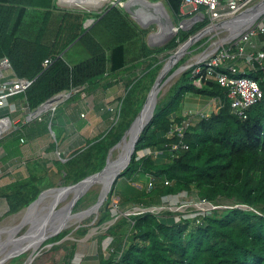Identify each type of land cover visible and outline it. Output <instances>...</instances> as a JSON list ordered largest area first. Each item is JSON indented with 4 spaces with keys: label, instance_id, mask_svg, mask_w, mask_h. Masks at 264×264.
I'll return each mask as SVG.
<instances>
[{
    "label": "trees",
    "instance_id": "trees-1",
    "mask_svg": "<svg viewBox=\"0 0 264 264\" xmlns=\"http://www.w3.org/2000/svg\"><path fill=\"white\" fill-rule=\"evenodd\" d=\"M51 4L52 0H0V59L8 58L18 77L34 80L23 94L31 110L63 92L77 89L79 92L71 97L77 99L82 91L97 86L108 72L118 73L129 63H134L128 60L130 49L125 41L130 38V32L133 39L138 34L119 7H112L97 16L99 20L94 29L99 24L102 26L95 35L94 29L84 26L87 15L66 12L50 44L44 43L45 32L51 34L53 29L48 31L45 26L35 40L21 36L28 8L49 7ZM167 4L178 19L184 17L182 0H169ZM205 24L207 22L200 23L191 31H180L168 47L178 46ZM108 29L117 42L110 48L97 37L100 31L107 32ZM137 42H132L136 45L134 54L139 49ZM76 45H83L89 57L71 62L66 55ZM257 49H264V45ZM149 52V47L142 43V55L136 54L137 68L144 67ZM48 58H52L53 63L45 68L43 63ZM153 66L150 62L141 75L131 81L121 109L124 120L114 124L101 138L85 145L89 146V152L85 154L87 159L67 161L74 165L87 160V166L91 164L88 171L71 176L68 184H75L106 166L111 149L143 108L147 98L144 80L152 75ZM255 66V69L245 68L242 74L258 80L264 93V69L258 62ZM195 68L196 65L182 73L169 93L158 102L132 162L113 186L112 195L118 196L124 206L132 203L149 209L164 205L167 196L193 191L200 199L214 204H220V200L231 204L204 216L180 221L175 216H165L163 211L150 210L130 218L131 222L129 217L124 218L111 228L114 242L109 257L101 259L98 264H264V94L262 100L250 109L247 119L239 118L231 111L228 91L217 81L204 79L202 87L195 84ZM107 84L110 86L111 81L108 80ZM187 92L219 99L221 107L217 113L193 121L184 137H169L172 124L175 121L181 124L185 119L179 111ZM62 110L59 106L53 117L48 114L42 119L21 123L13 133L0 138V148H4L7 154H16L22 151V146L33 143L50 130L56 134L51 148L58 146L57 123ZM129 111L134 112V116L127 121ZM8 112L6 108L0 114ZM181 140L189 145L188 149H176ZM146 149L159 154L139 157V152ZM59 163L63 169L64 163ZM150 178L153 179L151 188ZM167 181L170 184H166ZM19 182L10 186L11 191L6 194L11 213L28 207L43 193L41 181L35 177ZM52 183L49 185L53 186ZM111 210L109 207L102 213L99 224L111 218ZM126 226L128 229L122 230Z\"/></svg>",
    "mask_w": 264,
    "mask_h": 264
},
{
    "label": "rangeland",
    "instance_id": "rangeland-1",
    "mask_svg": "<svg viewBox=\"0 0 264 264\" xmlns=\"http://www.w3.org/2000/svg\"><path fill=\"white\" fill-rule=\"evenodd\" d=\"M261 1L262 0L256 1L251 5L250 8L255 7ZM119 9L122 10L123 15L126 16V18L130 21L132 27H134L136 33L138 34L133 39L132 33L130 32V38L127 41H125V43H127L130 49L128 60L135 62L137 59L136 54L142 55L140 54L142 43L147 45L150 50L149 52L150 61L149 59L148 60L146 59L147 64L145 63L144 67L140 71L142 72L143 69L150 64V62L154 64V66L151 68V70H153L152 75L145 77L146 79L144 80V85H143L146 86L145 88L146 90L144 91V93H146L148 97L159 75H161L163 68L166 66L167 62L172 59L174 53L177 52L180 47L186 45V42L189 41V39H191L198 33L204 31V29H206L208 27L207 25H210V23L209 21H206L207 22V24H205L206 26H203L200 29H198L196 32L192 33L186 41L180 42L178 46L171 48L168 47V45L171 43L173 39L179 36V33H173L165 41H160L159 39H153L152 38L153 34L159 33L162 30L161 23L156 21H151V18H149L148 21L143 22L137 18L136 14L131 13L127 9V7H119ZM101 10H94L92 12H88L87 10H83L82 8L75 7L71 4H62L59 2V0H52V4L49 7L31 6L28 8V12L25 17L23 26L21 28L20 35L26 38H33L37 35V33H39V30L43 26H45L47 27L48 31L50 30V28L53 29V32L51 34L50 32L49 33L45 32V37H47V39H50L52 41L57 31V27L61 22L62 15L64 13L77 12L87 15L86 16L87 18L84 22V26H85L88 19L91 18L98 19L97 16L100 15L99 13ZM169 14H170V19L174 23V25L179 24L181 20L177 18L176 14L171 10ZM262 22H264V15L260 16L248 31L252 29H256L258 25ZM218 24L219 23L215 24L214 27L209 28L208 30H213V28L214 30L200 37L188 48V51L183 56L182 60H180L175 65L176 67L174 68V71L172 73H174L179 67L183 66L184 64L198 62L200 58H202L203 53H206L213 48L214 46L213 44L218 42H221L219 44L221 46L227 44H235L243 35L241 34L239 37L235 38L232 41L222 42L225 36L227 37V35L229 34L230 29L226 28L225 26L219 27ZM101 26L99 28H101ZM94 27H96V25H93L91 28H89V30L94 29ZM98 27L93 30L94 35L97 33ZM101 33H103L102 36H100ZM105 33L107 35H105ZM99 34L100 35L97 36L98 41L103 43L104 46L110 48L112 45H115L117 43L115 40L116 38L115 36H113L111 30L108 29L107 32L105 30H102L99 32ZM136 41H138L137 45H139V49L137 48L136 54H134L133 53L134 47L136 45L132 44V42H136ZM254 43L257 48L264 45V34L256 35L254 37ZM68 50L69 49H67L66 52ZM85 50L86 49L83 45H76L72 49H70V51L66 55V59L71 62H79L81 60H85L86 58L89 57V54L86 53ZM178 78L179 76L177 77V79H175L176 81L175 80L174 81L177 82ZM169 88L170 87H168L163 93L164 97L169 93L170 91ZM128 113L129 115L126 116L127 121L134 116V112L129 111ZM123 117H124L123 113L120 117H115L114 120L115 124L121 122L122 119L124 120ZM50 139H51V141L49 142L50 145L48 146L44 145L43 147L44 149L46 148L48 149L47 153L48 151L51 153L44 154L43 156L34 155V157L30 159L29 162L30 177L31 178L35 177L36 179H38V181H41L43 192L49 188H57V187H65V186L73 185V184H68V180L70 179V177L78 173L88 171L91 165L88 164L87 166V160H84L83 162L74 165L67 163L68 159H73L75 161L78 159H82V157L87 159L85 154L89 152V149H87L89 146H84L80 150H75L72 151L71 153L64 154L61 148L57 150V146L51 148L52 141L54 142L56 140L53 134L50 135ZM58 151L59 153H57ZM120 151L121 149H117L114 151L113 157H115V159H117ZM141 153L142 152H140V154ZM51 154L53 155V158H51L50 156ZM62 158L66 159V161L63 162L65 165L63 166V169L60 168L61 166L59 163L61 162L60 159L62 160ZM15 171L16 169H14V172ZM11 177L12 176H8L5 179H3V181H10L12 179ZM49 183H52L54 185L50 186ZM10 185L13 186L14 184L12 183ZM10 185H8L3 190L11 191V189L9 188ZM102 188L103 185L101 184L99 185L94 184L93 186H91L90 189L86 191V193H84L76 202L75 206L72 209V215H79L93 208L94 205L100 199ZM179 196L180 197L174 199V201L177 200V202H171L169 204H165L164 206L166 207L164 206L156 207L157 209L155 208L153 209L155 210L154 212L161 213L163 211L164 212L163 214L165 216H171V215L175 216L178 221H180V217L182 216H186V218L194 217V214L197 213V208L201 206V205L197 206L198 195L196 191H193V193L183 192ZM68 201L69 200H66L62 202L60 205L50 209L46 213L44 219H48L59 214L62 210L66 208ZM171 201H173V199ZM219 203L220 204H216L217 208L215 207L214 209H223L229 207L231 204L230 201L227 200H220ZM236 206L244 207L243 205L240 204H237ZM109 207L112 209L111 218H109L107 222L103 224H99L98 221L102 213L106 212V210ZM136 207L139 206L133 205L132 203L124 206L122 203H120V198H117L112 195V189H111L109 195L107 196L104 204L102 205L98 213L85 218L84 220H82V222H71L65 228L66 230L64 229L62 232L49 237V239L47 238V240L38 248L16 255L15 257H11L2 264H84L86 258L87 259L89 258L90 260H95L96 258H98L96 259L98 261L99 259L100 260L105 259L109 257V254L107 253V255H104L102 253V249L112 247L111 246L113 245L112 242H114L113 241L114 236H112L113 234L110 233L111 228L115 224L122 222L124 218L129 217L128 220L129 222H131L130 218L140 214L139 210H136ZM26 212H27L26 208L18 213L9 212V207L7 211L0 209V230L4 231L0 233V243L8 240V238H10L12 234L14 237H16V239L23 238L27 235L30 225L19 224L21 223L22 218ZM4 228L6 229L3 230ZM127 229L128 226L124 227L122 230H127ZM115 234L116 233H114V235Z\"/></svg>",
    "mask_w": 264,
    "mask_h": 264
},
{
    "label": "built area",
    "instance_id": "built-area-1",
    "mask_svg": "<svg viewBox=\"0 0 264 264\" xmlns=\"http://www.w3.org/2000/svg\"><path fill=\"white\" fill-rule=\"evenodd\" d=\"M71 1L72 0H59L62 4H71ZM129 1L132 0H88L91 7L88 6L82 9L87 10L88 12L102 9L99 14L103 15L112 7H126ZM138 1L150 5H160L161 8L163 10H167L168 15H170V10L167 6L169 0ZM256 1L258 0H182L181 13L184 17L181 19L179 24L173 25V30L175 33L188 31L192 30L200 23L209 21L210 25H207L208 27L204 29L205 31L214 27L217 23H222L240 16L244 12L248 11L251 5ZM98 20L99 19L95 18L88 19L85 26L89 29L95 25ZM250 28L242 33L243 35L235 44L219 45L216 48H212L207 52V55H205L202 60L194 63L196 65L194 77H197L195 84L202 87L204 79L217 81L228 91L232 113L242 119L248 118L250 109L262 100L264 94L258 80L242 74L245 72V68L255 69L256 62H258L262 69H264V49H257L254 44V37L258 34H264V22L260 23L256 29L248 31ZM248 46L253 49H248ZM52 63L53 59L48 58L44 61L43 65L45 68H48ZM33 83L34 80L32 79L18 77L13 71L11 62L8 58L1 59L0 112L2 109L12 106L10 104V98L20 94H25ZM75 92L77 91L72 90L69 93L66 92V96L64 98L59 99L52 104H47L46 102L42 103L39 106L40 110H37L39 107L35 110L30 109L29 112L22 118V124L32 122L36 119H42L44 115L47 114H51L53 117L59 104L71 97ZM214 100L218 102L219 110L221 102L216 98H214ZM15 112L16 108L10 107L8 113L0 114L1 139L10 135L18 128V121L14 116ZM183 117H185V119L181 124L176 121L172 124V128L168 135L169 137H184L186 130L193 121H197L200 117L209 116L189 111ZM22 141L24 142V140ZM179 148L188 149L189 145L181 140L179 144L176 145V149ZM157 153L158 151L146 149L143 150L141 154L139 153V157L147 154L157 155ZM175 155L177 154H174V156ZM149 181V187L151 188L153 187V179L150 178ZM166 184H170V182L167 181ZM180 194L165 197L164 205L171 202H177V200L174 201V199L180 197ZM172 199L173 201H171ZM197 201V206H201L197 208V213L194 214V217L189 218L195 219L198 216H204L216 207V204L205 199H200L199 197ZM136 210L141 211V208L136 207ZM182 218L186 219V216L180 217V220Z\"/></svg>",
    "mask_w": 264,
    "mask_h": 264
},
{
    "label": "crops",
    "instance_id": "crops-1",
    "mask_svg": "<svg viewBox=\"0 0 264 264\" xmlns=\"http://www.w3.org/2000/svg\"><path fill=\"white\" fill-rule=\"evenodd\" d=\"M71 2L74 3L73 0ZM77 3H83V1H77ZM31 39L35 40L34 37ZM51 42L52 41L47 39V37L44 39V43L46 44H50ZM142 61H144V59H142ZM137 65L138 62L136 61L134 63H129L118 73L111 74L108 72L105 77L99 81L97 86L92 87L88 91H82L77 99L74 98L72 100L69 98L59 104L61 109H63V114L57 123L60 133L59 140L57 139V150L61 148L64 154L79 150L89 141L101 138V136L113 127L115 124V117H120L121 115V109L124 99L130 89L129 85L131 81H133L136 76L141 75L140 71L143 67L137 68ZM108 80L111 81L110 86L107 84ZM10 104L12 105L10 107L16 108L14 116L18 121L17 125H20L22 123V118L30 110L27 99L23 94H20L15 96L14 99L10 101ZM10 107L8 109H10ZM189 111L209 116L219 111L218 102L215 101L214 98H210L203 94L187 92L179 112L181 116H184ZM50 135H52L51 130L49 133L40 136L33 143L31 142L22 146V151L16 154L14 153L13 155H10V153L7 154L4 148H0V209L7 211L9 207L6 197L8 191H4L3 189L12 183L16 184L30 177V159H32L34 155L43 156L44 154L51 153L49 151L47 153L48 149H44L43 147L44 145H50ZM57 153H59V151ZM158 154L159 152L157 155ZM6 155L9 157H5ZM50 156L53 158L52 154ZM60 161L64 162V160L61 159ZM14 169H16L15 172ZM8 176H12V179L10 181H3V179ZM136 185L140 186V184ZM115 197L119 198L118 196ZM110 249L111 248H103L102 253L107 255ZM96 259L90 260L86 258L85 263H83L98 264L100 259L99 261Z\"/></svg>",
    "mask_w": 264,
    "mask_h": 264
},
{
    "label": "bare ground",
    "instance_id": "bare-ground-1",
    "mask_svg": "<svg viewBox=\"0 0 264 264\" xmlns=\"http://www.w3.org/2000/svg\"><path fill=\"white\" fill-rule=\"evenodd\" d=\"M73 1L74 3H72L71 5L75 7H79V8H85L88 6L91 7L90 3H88V0H73ZM77 1H83V4L77 3ZM147 11L148 10L146 8L141 7L138 12H140L142 16L137 15V18L143 22L148 21L149 18L151 17L150 15H148L149 12ZM262 15H264V3H260V5H258V7H256L255 9L248 10L247 14H245L241 19H239V21H236L235 23L228 25V27L226 28H229L230 32L227 35V37L225 36L222 42L224 41L229 42L239 37L242 33L245 32V28L247 26H250V24L253 25L255 23V20H257V18H259ZM161 27H162V30L159 33L153 34L152 38L159 39L160 41H165L174 33V31L170 27H165L163 25H161ZM210 31L211 30H208V29L205 30L203 33H201L200 37L206 35ZM192 43L193 42L189 44L186 43V45L180 47L178 51L174 53V56L172 57V59L167 62L165 69L161 73V76L156 86L153 89L152 95L149 100V105L147 107V111L144 115L143 122H145L151 115L154 102L156 100L160 101L164 97L163 93L165 92V90L168 87L171 88V86H173L174 82L176 81L175 79H177V77L180 76L181 73L179 72L181 68H184L185 66L188 65V64H184L183 66L179 67L174 73H172L174 71V68L176 67L175 65L180 60H182L183 56L186 54V52L188 51V48L191 46ZM220 43L221 42L213 44L214 45L213 48H216L217 45H219ZM205 55H207V52L202 54V58H200V60H202ZM135 135H136V131L132 133L133 139ZM130 138H131L130 136L127 137L122 147L125 148V145L129 146V144L131 143V141H129ZM113 156L114 154L111 156L110 165L115 164L116 162L115 161L116 159ZM94 181H95L94 184L103 185L100 199L104 198L109 189L108 175L102 174L98 178H96ZM86 185L87 184L81 185L80 187H75L72 190L71 188L55 189L52 192L47 193L45 197L43 198V200L40 202V204H38L36 207L31 209L29 212L25 213V215L22 218L21 223H19L21 225H30L27 235L23 238L16 239V237H14L12 234V236H10L8 240L0 243V260L2 258H7V257L10 258L13 256L15 257L16 255L22 254L24 252H28L32 249H36L40 245H42L47 240V238L49 239V237L57 234V232L58 233L62 232L71 222H82V220H84L85 218L93 214H96L97 208L94 206L93 208L87 210L84 213H81L79 215H72V209H70L71 207L70 204L72 203L73 198L75 197V194L77 192H80ZM66 200H69V201L64 210H62L56 216H53L48 219H44L46 213L50 209H52L55 206L60 205L62 202ZM5 229L6 228H4L3 230ZM56 230H59V231L55 232ZM2 232L4 231L0 230V233Z\"/></svg>",
    "mask_w": 264,
    "mask_h": 264
},
{
    "label": "water",
    "instance_id": "water-1",
    "mask_svg": "<svg viewBox=\"0 0 264 264\" xmlns=\"http://www.w3.org/2000/svg\"><path fill=\"white\" fill-rule=\"evenodd\" d=\"M260 3H264V0H262ZM260 3L258 5H260ZM258 5H256L253 8H250V9H255L256 7H258ZM126 7L131 13H134L136 15H139L140 14V12H138L139 9L141 7H144V8H146L148 10L147 12H149L148 15H150L151 21L159 22L163 26L170 27V28L173 29L174 23L171 21L170 15H168L167 10H165V9L163 10L160 5H150V4H145V3L139 2L138 0H132V1H129L127 3ZM247 12L248 11L244 12L243 14H241L240 16H238L236 18H233V19H230L228 21H224L222 23H219L218 26L219 27H223V26L228 27V25H231L232 23H235L236 21H239V19H241L245 14H247ZM251 26L252 25L250 24V26H247L245 28V30H247ZM203 32L204 31H202L201 33H203ZM174 33H175V31H174ZM201 33H198L197 35H195L194 37L189 39V41H187L186 43H188V44L191 43V42L194 43L195 41H197L200 38ZM194 65H195L194 63L188 64L184 68H181L179 73H181V74L184 73L185 71H187L188 69H190ZM164 69H165V67L163 68V70ZM160 76L161 75H159L155 85L153 86L152 90L150 91V93H149V95H148V97H147V99H146V101H145V103L143 105V108L141 109V111L139 112V114L137 115L135 120L132 122V124L130 125V127L128 128V130L124 134V136L122 137V139L111 149V151L109 153V156H108V160H107L106 166L101 171H99L97 173H94L92 175H89L88 177L82 179L81 181H79L76 184L65 186V187L49 188V189L45 190L34 202H32L28 207H26L27 212H29L31 209H33L38 204H40V202L45 197L46 193L51 191V190L61 189V188H71V190H72L75 187H80L81 185L87 184L80 192H77L75 194V197L73 198V201L70 204V206H71L70 209H73V207L75 206V204L79 200V198L84 193H86V191H88L92 185H94V182H95L94 180L96 178H98L100 175L105 174V175H108L109 189H108V191L106 193V196L104 198L99 199V201L94 205L97 208L96 212L97 213L99 212V210L102 207V205L104 204L107 196L109 195L111 189L113 188V186L115 185L117 180L120 179V177L122 176L123 172L128 168V166L132 162L134 153L136 152L137 144L139 143L140 138H141L143 132L145 131L146 127L150 124V122L152 121V119H153V117L155 115L156 107L158 105L159 100H156L154 102L153 107H152L151 115L149 116V118L145 122H143L144 121V115H145V113L147 111V107L149 105L150 97L152 95L153 89L156 86ZM65 96H66L65 93H61L59 95H56V96L48 99L46 101V103L47 104L48 103L52 104V103L56 102L57 100L64 98ZM41 109H42V107H41ZM37 110H40V107ZM135 131H136V135H135V137L133 139L132 138V133L135 132ZM128 136L131 137L130 140H129V141H131V143L129 144V146L125 145V148H124V147H122V145L125 143V141H126ZM117 149H121V151H120L117 159L115 160L116 161L115 164L110 165L111 156L113 155L114 151L117 150ZM57 231H59V230H56L55 232H57ZM55 232H53V233H55ZM57 234H58V232H57ZM7 259H9V257L2 258L0 260V264L4 263Z\"/></svg>",
    "mask_w": 264,
    "mask_h": 264
},
{
    "label": "clouds",
    "instance_id": "clouds-1",
    "mask_svg": "<svg viewBox=\"0 0 264 264\" xmlns=\"http://www.w3.org/2000/svg\"><path fill=\"white\" fill-rule=\"evenodd\" d=\"M76 91L79 92V90H77V89H76ZM69 92H71V91H69ZM69 92H67V93H69ZM77 92H75V93H77ZM63 93H66V92H63ZM75 93H74V94H75ZM60 94H61V93H60ZM58 95H59V94H58ZM72 96H73V95H72ZM72 96H71V97H72ZM71 97H69V98H71ZM69 98H68V99H69ZM47 115H48V114H47ZM51 132H52V134L55 136V139H56V135H55V133L53 132V130H51ZM141 152H142V151H141ZM139 153H140V152H139ZM62 160L66 161V160L63 159V158H62ZM182 193H183V192H182ZM162 206H163V205H162ZM139 207L141 208V211L139 210L140 213H143V212L148 211V210H150V211H155V210H153L154 208L157 209L156 207H153V208H151V209H149V208H145V207H141V206H139Z\"/></svg>",
    "mask_w": 264,
    "mask_h": 264
}]
</instances>
